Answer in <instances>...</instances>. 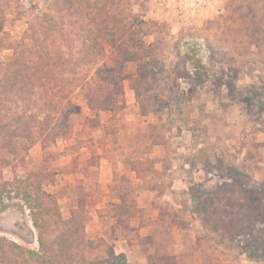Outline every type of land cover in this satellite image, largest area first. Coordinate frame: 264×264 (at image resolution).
Segmentation results:
<instances>
[{"label": "rangeland", "instance_id": "obj_1", "mask_svg": "<svg viewBox=\"0 0 264 264\" xmlns=\"http://www.w3.org/2000/svg\"><path fill=\"white\" fill-rule=\"evenodd\" d=\"M97 1L0 0V236L39 249L9 183L34 181L63 219L76 214L87 264H264V0H130L113 25L131 23L122 30L134 39L144 22L140 46L154 73L136 99L127 76L137 63L126 61L123 95L108 99L115 111L86 99L103 61L71 60L97 50L81 28L92 29L91 18L76 13L94 15ZM53 49L66 67L40 89L26 70L46 52L57 58ZM194 189L224 195L215 215L230 212L247 229L203 227L191 211ZM120 203L141 210L129 227L152 242L127 241L113 217ZM45 227L47 242L61 233L51 221Z\"/></svg>", "mask_w": 264, "mask_h": 264}, {"label": "trees", "instance_id": "obj_2", "mask_svg": "<svg viewBox=\"0 0 264 264\" xmlns=\"http://www.w3.org/2000/svg\"><path fill=\"white\" fill-rule=\"evenodd\" d=\"M113 1L115 2L114 12L116 13H112L110 11ZM129 1L130 0H98L97 6H94V8L91 9V11L94 12V15L92 16L90 12H83L78 9L76 11L82 19L91 18L92 22L90 23L93 25L92 29H89L86 25H82L81 28L85 31L88 30L87 35L90 34L91 43L94 47H97V50L95 52L89 51L81 58L73 57L71 60H73L76 64L83 65L93 64L98 59L103 61L101 66L96 68L95 75L98 81L96 80L93 82V87H90L92 86L91 83H87V85H89V93L88 96H86V99L89 107L91 108H104L106 110L115 111V108L113 109V107H109V109H107L108 99L110 100V103H112L114 98L123 95L122 66L126 61H134L137 63L136 72L127 76V78L131 81V87L134 90L136 99H138L141 94L145 93L150 85L149 79L154 72L149 63V51L147 52L140 46V41L143 35L147 34L144 32L145 28L141 25L144 22L139 20L136 21L140 26H137L138 32L135 34L136 37L134 39H131L132 35L124 36L125 30H122L124 27L127 29L132 28L133 30L131 23H123L121 26L113 25V22H117V20H119L120 23L123 22V19H121L122 17L120 18V16L124 11L123 9L125 8V5H127V3L129 4ZM97 17H100V21L98 22L96 21ZM106 20H108L107 23H112L111 31L107 30V27L105 26ZM54 33L55 36H57L55 31ZM58 35L62 36L61 34ZM99 40L103 43H99ZM104 44L109 47L110 53L108 56L104 49ZM53 53L57 56V58H50V53L46 52L39 58V62L34 63L32 67H28L26 70V75L28 77L34 75L36 80L34 84H36L40 89H43L44 85L48 83V81L45 82L43 79L47 80L48 78H51L57 82L59 77L58 74H54V70L58 67L64 70L66 67V64H63L61 61V52L57 49H53ZM66 62L74 64L69 60ZM31 69H33V71H31ZM66 81L72 82V80H69L68 78ZM99 97L100 99L98 102H102L103 104L95 105L94 102H96ZM89 141H91L92 145V140ZM9 183L12 186L11 189L16 191L15 195L18 196L29 209L32 225L37 230L39 249L35 250L27 248L13 240L7 239L4 236H0V264H87L82 251L84 247H86L85 245L90 243L85 241L83 232L80 233L78 231L79 228L76 214L71 215L68 219H63L57 205V200L54 198L53 194L42 189L41 183H35L34 181L26 182L23 186L18 184L19 187L13 182ZM3 189L7 194L10 193V188L8 186H5ZM191 191V199L193 201L191 211L202 214L203 227H209L213 231L221 229L225 232L237 233L247 229L246 226L244 227L238 224L235 216L230 215V212L225 211L226 214L224 216L220 214L215 215L212 209L216 208L215 205L218 202V198L222 201L223 197H225L224 195L219 197L216 190L198 192L194 189ZM255 191L258 190H254L253 192ZM253 192L252 194H254ZM256 193L258 194L259 191ZM81 195L82 197L79 200L80 202H78L79 206L82 204L84 205L85 202L82 187ZM227 202L229 203V199ZM253 210L256 212L258 211L256 208ZM113 211V217L116 219L117 225L123 231L124 236L129 243L133 242V238H135V241L138 244H146L153 241L152 237L140 236L136 229L129 227V220L134 217V213L136 211H141L136 208L134 203L125 204L124 206L121 203L117 204ZM42 212H44L48 217L46 218L41 216ZM50 221L54 223L56 230H60L61 233L55 239L47 242L46 239L49 235L46 232L45 225H47ZM81 222L82 220H80V223ZM249 225L252 226L251 224ZM131 232H134V234L131 235ZM254 244L256 245V243ZM248 249L249 254L251 255L261 254L260 252L255 251L252 247H248ZM110 254L112 255L113 252H110ZM104 263L105 262L103 260L95 262V264Z\"/></svg>", "mask_w": 264, "mask_h": 264}, {"label": "crops", "instance_id": "obj_3", "mask_svg": "<svg viewBox=\"0 0 264 264\" xmlns=\"http://www.w3.org/2000/svg\"><path fill=\"white\" fill-rule=\"evenodd\" d=\"M110 168H112L111 166H110ZM117 170V169H116ZM109 172H111V174H113V170L111 171V169H109ZM82 187H83V190L85 191V187H84V185L82 184ZM85 195H87L86 194V191H85ZM87 201V197L85 198V202ZM120 201V200H119ZM121 202H123L122 200H121ZM96 208H99V206H95ZM89 216H95L94 217V219H93V221H95V219L97 220L98 219V215H97V213H96V210L95 211H93V213H90L89 212ZM92 231H97L96 230V228H93L92 227ZM105 231V233L107 232V230L105 229L104 230ZM128 248V247H127ZM124 252H126L127 251V249H126V247L124 248V249H122Z\"/></svg>", "mask_w": 264, "mask_h": 264}]
</instances>
